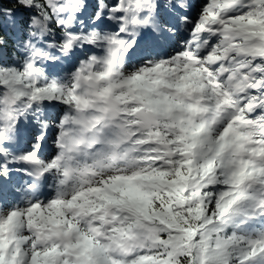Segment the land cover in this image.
Returning a JSON list of instances; mask_svg holds the SVG:
<instances>
[{
    "label": "snow or ice",
    "instance_id": "1",
    "mask_svg": "<svg viewBox=\"0 0 264 264\" xmlns=\"http://www.w3.org/2000/svg\"><path fill=\"white\" fill-rule=\"evenodd\" d=\"M0 264H264V0H0Z\"/></svg>",
    "mask_w": 264,
    "mask_h": 264
}]
</instances>
